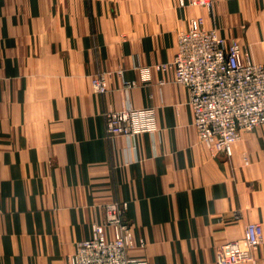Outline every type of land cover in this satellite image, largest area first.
Returning a JSON list of instances; mask_svg holds the SVG:
<instances>
[{"label":"crops","instance_id":"1","mask_svg":"<svg viewBox=\"0 0 264 264\" xmlns=\"http://www.w3.org/2000/svg\"><path fill=\"white\" fill-rule=\"evenodd\" d=\"M190 1L0 0V264H71L114 202L127 205L130 257L217 264L254 222L263 264L264 127L241 132L231 156L212 152L187 89L156 65L196 17L264 64V0ZM128 105L154 108L157 131L107 136L103 113Z\"/></svg>","mask_w":264,"mask_h":264},{"label":"built area","instance_id":"2","mask_svg":"<svg viewBox=\"0 0 264 264\" xmlns=\"http://www.w3.org/2000/svg\"><path fill=\"white\" fill-rule=\"evenodd\" d=\"M190 4L210 10L213 0H191ZM156 70L172 71L174 81L187 89L192 125L212 152L231 156L241 132L264 127V64L243 60L238 42L221 37L214 28H205L203 18L190 20L188 30L178 37L174 59L156 65ZM139 72L142 82L150 81L147 68ZM106 74L92 78L96 94L106 92ZM124 86L129 89L133 84ZM104 119L110 136L135 138L157 131L154 108L128 105L121 111L105 112ZM126 209L124 202L103 206V222L93 225L90 237L77 243L71 264H148L128 256L133 235L125 220ZM262 239V226L248 223L241 239L219 248L217 264H259L254 254Z\"/></svg>","mask_w":264,"mask_h":264},{"label":"rangeland","instance_id":"3","mask_svg":"<svg viewBox=\"0 0 264 264\" xmlns=\"http://www.w3.org/2000/svg\"><path fill=\"white\" fill-rule=\"evenodd\" d=\"M236 40V39H235ZM107 76H108V74H106ZM107 76H106V91H107ZM127 82H130V83H132L133 85L135 84L134 82H132V81H126V82H124L125 84H127ZM128 89V88H127ZM104 94V93H103ZM100 95H102V94H100ZM109 112V111H108ZM104 114L105 113H103V118H104ZM104 127H105V119H104ZM105 133H106V127H105ZM106 135L107 136H109V137H115V136H110V135H108L107 133H106ZM118 136H121V135H118ZM123 137H125V136H123ZM115 203V202H114ZM118 203V202H117ZM121 203V202H120ZM125 203V202H124ZM130 225V224H129ZM131 227V226H130ZM109 232L108 233H110L111 231L110 230H108Z\"/></svg>","mask_w":264,"mask_h":264}]
</instances>
